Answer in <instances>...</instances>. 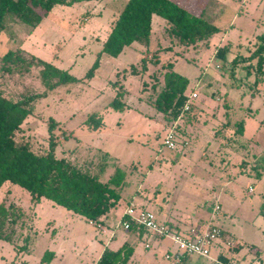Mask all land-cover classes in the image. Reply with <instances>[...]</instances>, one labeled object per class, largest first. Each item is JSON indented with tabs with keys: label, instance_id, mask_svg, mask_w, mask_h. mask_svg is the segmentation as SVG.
<instances>
[{
	"label": "rangeland",
	"instance_id": "374dc122",
	"mask_svg": "<svg viewBox=\"0 0 264 264\" xmlns=\"http://www.w3.org/2000/svg\"><path fill=\"white\" fill-rule=\"evenodd\" d=\"M127 1L56 5L32 30L4 18L0 91L11 100L38 95L16 141L45 152L53 120L57 159L98 176L102 183L120 168L125 181L116 208L107 213L105 229L115 231L133 203L168 226L165 212L184 220L188 229L204 231L210 223L220 228L223 238L212 247V258L222 252L230 264H264V65L258 72L256 60H250L257 38L264 34V0H187L189 10L219 29L205 41L208 46L176 44L166 37L164 21L154 17L147 47L135 43L116 59L102 54L99 68L85 78ZM219 44L229 46L224 59L215 58ZM17 49L27 55L25 63L34 56L77 81L48 90L41 67L26 70L25 64L4 63L3 56ZM169 63L173 72L188 79L186 93L197 94L177 124L173 150L163 145L173 122L151 107ZM7 66L11 73L3 69ZM119 93L125 108L115 111L109 104ZM92 113L102 118L95 131L84 124ZM189 115L197 128L188 126ZM215 198L220 211L211 219ZM0 204L13 206L14 220L9 226L12 242L0 240V264H94L105 249L108 234L46 199L33 200L18 185L5 182L0 187ZM120 237L110 248L121 243ZM155 240L147 238L149 249L144 248L146 240L137 242L130 264H171L164 256L175 247L169 241L156 245ZM230 241L228 249L225 243ZM46 251L55 255L49 263L41 262ZM185 264L211 261L193 255Z\"/></svg>",
	"mask_w": 264,
	"mask_h": 264
},
{
	"label": "trees",
	"instance_id": "16d2710c",
	"mask_svg": "<svg viewBox=\"0 0 264 264\" xmlns=\"http://www.w3.org/2000/svg\"><path fill=\"white\" fill-rule=\"evenodd\" d=\"M74 0H0V33L5 30L4 18L13 20L34 29L56 5H72ZM154 17L164 21V33L167 38L175 39L176 44L184 47L196 46L200 42L211 39L219 29L202 15H193L178 2L172 0H128L122 11L116 17L95 62L88 70L85 78H91L99 68L100 55L118 58L125 48L133 44L147 47ZM208 46V42H205ZM229 50L228 45L216 49L215 58L224 59ZM24 51L17 49L3 56L7 65L21 64L26 70L34 66L41 67L40 78L48 90L60 85L77 81L67 72L56 69L34 56L25 63ZM256 60V70L262 72L264 65V34L257 38L255 49L250 54V60ZM168 72L164 74L161 91L151 102V107L160 112L171 122H175L181 114L189 94L188 79L172 71V64H167ZM252 65L247 67L248 71ZM11 73L9 66L3 68ZM47 78H51L46 82ZM46 79V80H45ZM46 82V83H45ZM120 93L110 102L109 106L115 111H122L125 105L121 101ZM38 95L11 100L0 91V187L9 182L20 186L31 194L35 201L46 199L65 210L92 221L104 224L107 213L116 208L123 187L125 174L120 168L106 182H100L98 176L83 171L74 164L55 157V137L53 130L56 122L48 123V149L43 153L34 152L27 142H17L16 133L22 129L23 123L32 115V103ZM191 110V109H190ZM190 112V111H189ZM86 127L95 131L102 126V118L92 113L84 121ZM7 209L0 204V240L12 242L14 232L9 228L14 223L11 218L10 205ZM141 209L143 208L141 205ZM264 209V203L262 204ZM21 215L18 214L16 218ZM127 232H137L139 236L146 231L143 228L132 226ZM19 249V248H18ZM21 250H26L20 248ZM237 251L238 248H233ZM133 248L124 243L116 250L104 249L95 264H129ZM54 258L52 252L46 251L41 262L49 263ZM223 262L224 255L218 254Z\"/></svg>",
	"mask_w": 264,
	"mask_h": 264
},
{
	"label": "built area",
	"instance_id": "2783aa9c",
	"mask_svg": "<svg viewBox=\"0 0 264 264\" xmlns=\"http://www.w3.org/2000/svg\"><path fill=\"white\" fill-rule=\"evenodd\" d=\"M197 98L195 92L191 93L185 102L181 114L178 116L173 125L166 131L163 145L169 150L176 147V127L181 117L190 111L191 102ZM251 191V189L249 190ZM211 219L220 211L218 198L214 199ZM89 225L101 229L97 223L88 221ZM132 226L143 228L146 234L153 236L158 242L169 241L175 251L171 253L166 251L164 258L171 264H185L190 256L204 257L211 261V264H221L217 258L211 257L212 247H216L222 240L223 233L220 228L210 223L204 231L195 228L190 229L187 233H181L174 230L163 222H158L154 213L147 209H137L133 203L124 210L120 221L115 226V230L127 232ZM114 230L112 231V233ZM145 249L150 248V244L146 243Z\"/></svg>",
	"mask_w": 264,
	"mask_h": 264
},
{
	"label": "crops",
	"instance_id": "0c3cea01",
	"mask_svg": "<svg viewBox=\"0 0 264 264\" xmlns=\"http://www.w3.org/2000/svg\"><path fill=\"white\" fill-rule=\"evenodd\" d=\"M189 4H191L189 1H187V0H181V1H179V5L181 6V7H183V8H185L188 12H190L191 14H193V15H197V13L196 12H193V11H191V10H189L187 7L189 6ZM195 4V3H194ZM219 47H221L220 46V44H219ZM188 118L189 119H191L192 118V116L191 115H189L188 116ZM180 123H181V120H179L178 122H177V124H179L180 125ZM188 126H192V127H196L197 128V123L193 120V119H191V123H189L188 124ZM184 128V127H183ZM183 128H180V129H183ZM199 128V127H198ZM184 133V132H183ZM249 193H251L250 191H249ZM141 206V205H140ZM148 210V209H147ZM164 216H165V218L166 219H164L165 220V222L166 223H169L170 224V227H172L174 230H176V231H178V232H187L189 229H192L193 227H189V229H188V227H187V224L185 223V221L184 220H182V219H176L175 217L173 218V216H171V214L169 213V212H165L164 213ZM107 220V219H106ZM105 225L104 224H102V226H101V229H99V231H101V234H108V238H107V240H106V243H105V249L106 248H109V249H112V250H116V249H118L119 247H121L124 243H127V244H129L132 248H133V250H134V253H133V255H132V258H133V256H134V254H135V251H136V249H135V245H136V243L137 242H139V241H142L143 239H144V241H145V243H144V245L146 244V243H149L148 241H147V238L150 236V235H148V234H144V235H141V237L139 236V234L137 233V232H125V231H122V230H115L113 233H112V231L111 230H109V229H107V228H109V227H107L106 229H105V227H104ZM200 230V229H199ZM202 231V230H201ZM118 234L121 236L120 237V241H121V243L120 244H118V246L116 247V248H110V246H111V244L114 242V241H116L117 239H116V237L118 236ZM223 238V237H222ZM155 242H156V245L158 244L159 246L161 245V243L162 242H158L157 240H155ZM150 244V246H151V243H149ZM222 244L223 243H221L220 245L222 246ZM226 244V247H228V249H229V246H231L232 245V242L230 241V242H226L225 243ZM224 244V245H225ZM220 246V247H221ZM217 247H218V245H217ZM219 247V248H220ZM144 248H145V246H144ZM104 251V250H103ZM102 251V252H103ZM102 252H101V254H102ZM101 254L99 255V257L101 256ZM219 253H217V255H218ZM220 254H222V252H220ZM222 255H224V257H225V259H227V261L226 262H223L220 258H217V256H216V258L221 262V264H230L229 262V257L224 253V254H222ZM55 256V255H54ZM99 257H98V259H99ZM55 258V257H54ZM132 258H131V260H132ZM97 259V260H98ZM131 260H130V262H131ZM130 262H129V264H130ZM96 263V262H95ZM94 263V264H95Z\"/></svg>",
	"mask_w": 264,
	"mask_h": 264
}]
</instances>
